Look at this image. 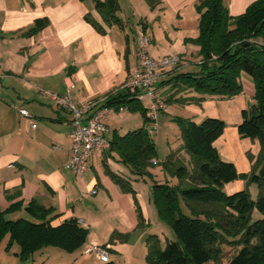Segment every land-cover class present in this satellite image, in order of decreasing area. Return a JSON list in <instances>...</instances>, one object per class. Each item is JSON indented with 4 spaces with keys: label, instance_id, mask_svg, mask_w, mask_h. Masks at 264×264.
<instances>
[{
    "label": "crops",
    "instance_id": "obj_1",
    "mask_svg": "<svg viewBox=\"0 0 264 264\" xmlns=\"http://www.w3.org/2000/svg\"><path fill=\"white\" fill-rule=\"evenodd\" d=\"M200 1L157 0L150 7L145 0H117L120 24H115L105 22L93 0H0V210L20 203V208L6 217H24L28 215L25 206L35 200L53 209L51 225L73 218L88 230L83 246L73 252L46 246L25 260L16 254L17 244L5 249V236L0 243V264H101L95 253H84L88 244L103 246L114 264H147V237L157 235L162 247L172 238L169 225L160 219L152 202V182L175 184L177 179L163 169L156 172L151 167V177L138 176L110 148L94 153L87 171L77 176L64 166L70 158L74 129L70 115L42 92H69L78 104L111 94L130 76L140 27L150 38L151 57L181 58L179 66L165 69L158 83L165 98L170 99L159 117L174 116L169 110L174 104L201 105L202 100L229 99L227 102L233 107L230 120L219 107L217 112L203 109L187 118L196 123L212 113L223 118L225 128L213 146L220 158L232 162L239 173H249L260 144L257 139L242 137L237 124L241 110L254 102L253 79L240 73L241 92L230 98L202 95L190 88L183 90L186 88L181 85L163 83L175 73L199 69V46L185 39L198 36L196 5ZM254 1L223 0V4L229 15L238 16ZM37 20L44 25L26 33ZM161 32L173 34L168 37L171 46L164 47L157 38ZM124 91L127 90H120ZM178 99L186 101L180 103ZM146 102L136 103L145 109ZM22 108L29 116L19 112ZM126 110L107 118L109 141L114 135L123 136L146 127L138 110L134 114L140 115L139 122L124 126L115 116ZM177 139L178 144L174 148L170 144L168 154L181 149L188 165L189 155L181 148V137ZM154 160L157 165L161 159L156 156ZM116 177L126 180L132 190H124ZM245 186L246 181L239 178L226 183L223 190L232 194ZM113 234L118 238L111 242Z\"/></svg>",
    "mask_w": 264,
    "mask_h": 264
},
{
    "label": "trees",
    "instance_id": "obj_2",
    "mask_svg": "<svg viewBox=\"0 0 264 264\" xmlns=\"http://www.w3.org/2000/svg\"><path fill=\"white\" fill-rule=\"evenodd\" d=\"M93 1L105 22L120 24L117 0ZM145 1L150 7L157 3V0ZM196 9L199 33L185 42L199 46V69L175 73L163 83L181 85L202 95L230 98L241 92L240 73L249 75L254 82V102L241 110L237 131L242 137L257 139L260 151L249 173H239L232 162L220 158L213 146L223 133L224 120L209 116L196 123L188 118H173L180 128L181 148L189 155L190 163L181 161L177 151H171L159 162L169 176L177 179L175 184L152 182V202L160 219L169 225L172 238L162 247L157 235H149L146 261L148 264L218 263L223 257L221 245L232 238L240 248L227 264H264V0L252 2L238 16L229 15L223 0H201ZM43 25L42 20H37L26 33L35 32ZM136 102L127 90L108 95L105 105L138 110L147 123L146 110ZM166 102L170 99L166 98ZM110 149L132 173L151 177L148 168L154 165L152 160L157 154L145 127L123 136L114 135ZM250 158L253 160L251 155ZM239 178L257 185L259 192L255 200L246 189L232 194L224 192L226 183ZM115 180L124 190H132L121 177ZM20 205L0 210V243L8 236L5 249L17 244L20 260L46 246L73 252L85 243L88 230L76 219L53 226L50 223L53 209L35 200L25 206L31 219L6 217ZM183 205L190 209L189 214L182 211ZM254 209L260 217L253 220ZM115 238L117 234L110 241ZM101 264L114 263L108 260Z\"/></svg>",
    "mask_w": 264,
    "mask_h": 264
},
{
    "label": "built area",
    "instance_id": "obj_3",
    "mask_svg": "<svg viewBox=\"0 0 264 264\" xmlns=\"http://www.w3.org/2000/svg\"><path fill=\"white\" fill-rule=\"evenodd\" d=\"M150 38L142 27L138 29L136 40V59L131 67L129 78L119 88H115L111 94L122 89L132 93L138 101L146 100V131L150 135L159 128L158 118L166 108L167 102L158 83L163 78L165 69L179 66L181 58L177 55L153 58L148 52ZM52 99L56 106L64 109L71 118L74 126L71 134L70 158L65 167L72 170L77 176L83 175L88 167L91 156L96 152L106 151L110 148L107 139L108 126L106 120L114 113L122 112L124 106L105 105L108 95L96 100H86L76 103L69 92L59 94L42 90ZM22 115L29 116V112L19 109ZM156 164V160H152ZM95 193V190L92 191ZM84 253H95L102 261H108L107 250L100 245L88 244L84 247Z\"/></svg>",
    "mask_w": 264,
    "mask_h": 264
},
{
    "label": "rangeland",
    "instance_id": "obj_4",
    "mask_svg": "<svg viewBox=\"0 0 264 264\" xmlns=\"http://www.w3.org/2000/svg\"><path fill=\"white\" fill-rule=\"evenodd\" d=\"M173 36V34H166L164 32L160 33V36H157V38L159 40H161L162 44L164 47H169L171 46V43H169L168 41V37ZM181 88V87H179ZM183 89V90H187ZM204 101V103H202L201 105L196 104V103H188L185 104L183 106H177V105H171V107L169 108V110L171 109L172 113L174 112V116H170V115H166V116H160L159 117V132H153L150 134L153 142L156 144V154L158 156L159 161H162L166 155L169 152V146L171 144V146L174 148L176 147V145L178 143H176L178 141L177 137L180 136V128L177 124L176 121L173 120V118L176 117H180V118H187V117H191L193 115H196V111H201V110H205V111H210V112H217V108H221L226 112V118H228L229 120L233 117V107H232V103L229 104V99H208V100H202ZM144 103V102H143ZM139 112V111H138ZM116 114V113H114ZM113 115V114H112ZM211 117H215V118H220L218 117L216 114L212 113V115H210ZM115 117H118L121 121L122 124L124 126H127L126 124H132L131 126H133L134 124H137L140 120V115L139 114H134L133 110L127 109L126 112L123 113H119L118 115H116ZM192 121H194L193 119H191ZM222 120H224L222 118ZM200 122V121H199ZM198 123V122H197ZM168 140V141H167ZM170 142V143H169ZM178 147V146H177ZM181 149H175V152L177 151L179 153V157L181 158V161H183L185 158L183 157V155L180 153ZM187 163H190L189 161H187ZM151 169L155 170L156 172L159 171L162 168V165L159 163L157 165L151 166ZM246 181V180H245ZM244 189L248 190L250 198L255 200L257 198L258 195V187L255 183L253 182H247L246 181V186L244 187ZM182 211L186 214L190 213V209H188V207L185 205H183V209ZM25 218H28V215H24ZM260 217L259 212H257L256 209L253 210L252 213V219H257ZM170 233L171 229L169 228ZM222 251H223V257L220 260V262L218 263H212L209 262L207 264H227V262L229 261V259L238 251V249L240 248V245H238L234 239L232 238H228L227 241H225L222 245H221ZM147 263V261H146ZM148 264V263H147Z\"/></svg>",
    "mask_w": 264,
    "mask_h": 264
}]
</instances>
